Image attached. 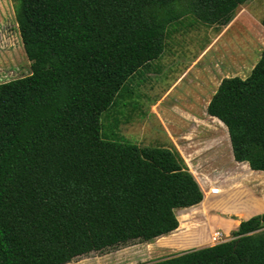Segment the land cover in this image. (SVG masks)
Masks as SVG:
<instances>
[{
  "label": "trees",
  "instance_id": "16d2710c",
  "mask_svg": "<svg viewBox=\"0 0 264 264\" xmlns=\"http://www.w3.org/2000/svg\"><path fill=\"white\" fill-rule=\"evenodd\" d=\"M13 1L30 72L0 82V264L64 263L174 230L175 210L202 199L183 159L102 136L100 115L161 53L169 25L191 13L219 30L246 0ZM206 111L233 159L264 171V47ZM230 235L141 264H264V212Z\"/></svg>",
  "mask_w": 264,
  "mask_h": 264
},
{
  "label": "rangeland",
  "instance_id": "374dc122",
  "mask_svg": "<svg viewBox=\"0 0 264 264\" xmlns=\"http://www.w3.org/2000/svg\"><path fill=\"white\" fill-rule=\"evenodd\" d=\"M14 8L13 0H0V82L30 72L29 61L25 57L17 32ZM238 10L240 13L236 20L193 69L200 71L203 66L209 67L205 73H202L201 78H198L200 88L205 92H208L212 86L208 70L213 69L211 72L216 77L222 75L244 78L264 47V27L260 22L264 16V0H246ZM212 26L191 13H187L169 25L167 29L169 35L163 40L160 53L162 55L159 58L160 64L167 63L168 66L157 68L153 66L157 62L151 60L149 66L140 68L134 76L124 82L113 104L100 115L102 136L137 146L167 144L166 137L152 115L149 114L148 107L175 79L182 65L188 63L214 35ZM214 30L219 31L215 28ZM174 32L176 33L171 38L170 34ZM214 63L216 68H214ZM191 72L167 96L165 101L177 96L180 98L179 94L183 95V93L179 90L184 87H194L196 80ZM229 148L228 141L224 146V151L227 153ZM209 157L203 155L193 157V159L195 158V165H198L200 158L204 163ZM194 169L191 173L194 179L196 181L203 179L202 173H206L205 169L202 172H198L202 168L194 167ZM207 170L211 178L218 174L209 166ZM188 212L193 215L198 213L197 208L188 210ZM175 215L178 217L180 214ZM191 222L194 223V220ZM230 236L228 233L223 236V239L226 240ZM160 241V239L150 242L132 241L100 251H90L73 257L67 262L56 264H141L183 250L177 248V250L155 251Z\"/></svg>",
  "mask_w": 264,
  "mask_h": 264
},
{
  "label": "crops",
  "instance_id": "0c3cea01",
  "mask_svg": "<svg viewBox=\"0 0 264 264\" xmlns=\"http://www.w3.org/2000/svg\"><path fill=\"white\" fill-rule=\"evenodd\" d=\"M239 13L240 11L237 10L233 18L221 26L217 32L212 26L214 35L188 63L182 65L175 79L148 107L149 114L160 126L167 140V144H162L161 147L176 150L190 173L195 170L194 167L202 168L198 172L204 169L206 171L202 173L203 179L196 181L202 192L201 201L176 210L175 214H180L178 217L176 215L177 227L168 234L154 239V241L161 240L157 243L155 251L181 248L183 249L179 251L181 252L212 245L214 242L209 236L214 230H219L226 235L237 226L240 220L264 212V171L252 170L246 162L235 161L230 148L227 153L224 151V146L229 141L226 127L219 119L209 115L206 111L208 101L220 80L229 76L216 77L211 72L213 69L208 70L212 86L208 92H205L200 88L198 78L200 79L202 73H205L209 67L203 66L200 71L193 70L203 55L214 46L215 42L236 20ZM175 33L170 34V37L172 38ZM161 55L152 60L157 62L153 66L157 68L168 66L167 63H159ZM150 62L139 67L138 70L149 66ZM213 65L214 68L217 67L215 63ZM190 72L196 80L194 87H184L179 90L183 93V95L179 94L180 98L177 96L165 101ZM203 155L210 157L204 163L200 158L198 165H195V158ZM207 166L213 168L218 174L213 178L209 177ZM212 186L218 188L217 193L208 192L207 189ZM195 208L198 213L193 215L188 212ZM191 220H194V223Z\"/></svg>",
  "mask_w": 264,
  "mask_h": 264
},
{
  "label": "built area",
  "instance_id": "2783aa9c",
  "mask_svg": "<svg viewBox=\"0 0 264 264\" xmlns=\"http://www.w3.org/2000/svg\"><path fill=\"white\" fill-rule=\"evenodd\" d=\"M209 193H217L218 192V188L215 186L209 187L208 189ZM224 234H222L219 230H214L209 238L212 242L217 243L220 241H224L225 239H223Z\"/></svg>",
  "mask_w": 264,
  "mask_h": 264
}]
</instances>
